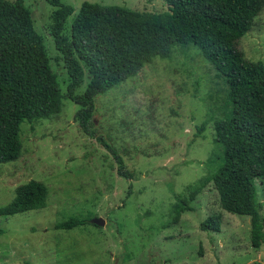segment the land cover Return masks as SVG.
Listing matches in <instances>:
<instances>
[{"label":"rangeland","instance_id":"obj_1","mask_svg":"<svg viewBox=\"0 0 264 264\" xmlns=\"http://www.w3.org/2000/svg\"><path fill=\"white\" fill-rule=\"evenodd\" d=\"M61 1L74 8L66 33L84 1L156 13L168 8L165 0ZM23 2L57 75L63 105L52 118L22 123L21 155L0 163V207L30 179L48 187L44 208L0 215V264H264V227L260 246H252L250 217L222 209L211 182L189 202L192 210L173 220L176 197L206 173L213 121L195 134L211 114H220L226 85L219 72L193 46L174 48L171 58L154 57L96 97L95 136H89L74 119L79 106L65 96L68 74L50 34L53 7L46 0ZM237 47L249 60L264 62V7ZM113 151L132 179L118 174ZM255 183L264 223V179ZM211 215L220 216V230H201ZM69 216L102 217L104 224L54 228Z\"/></svg>","mask_w":264,"mask_h":264},{"label":"trees","instance_id":"obj_2","mask_svg":"<svg viewBox=\"0 0 264 264\" xmlns=\"http://www.w3.org/2000/svg\"><path fill=\"white\" fill-rule=\"evenodd\" d=\"M46 1L53 7L50 34L68 74L65 96L79 106L74 119L89 136H95L96 97L135 76L154 57L171 58L175 50L193 46L219 72L226 85L220 114H211L195 134L213 121L214 147L203 162L206 173L188 186L185 196L176 197L173 220L191 211L189 202L211 182L222 209L250 217L251 243L259 247L264 225L255 180L264 179V62L249 60L237 44L264 0H165L167 10L158 13L84 1L69 33L66 20L73 6ZM86 76L84 90L77 93ZM62 98L29 8L23 0H0V163L21 155V124L56 116ZM112 153L118 174L132 179L123 158ZM47 201V185L30 179L15 188L0 215L44 208ZM87 222L69 216L54 228L72 229ZM220 226L219 215L200 223L205 231H219Z\"/></svg>","mask_w":264,"mask_h":264},{"label":"water","instance_id":"obj_3","mask_svg":"<svg viewBox=\"0 0 264 264\" xmlns=\"http://www.w3.org/2000/svg\"><path fill=\"white\" fill-rule=\"evenodd\" d=\"M90 222L96 224V225H103L104 224V219L102 217H94L90 220ZM264 225V223H263Z\"/></svg>","mask_w":264,"mask_h":264}]
</instances>
